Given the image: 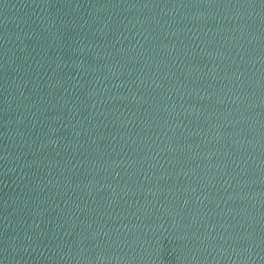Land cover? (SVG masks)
Masks as SVG:
<instances>
[{
    "label": "water",
    "instance_id": "1",
    "mask_svg": "<svg viewBox=\"0 0 264 264\" xmlns=\"http://www.w3.org/2000/svg\"><path fill=\"white\" fill-rule=\"evenodd\" d=\"M0 264H264V0H0Z\"/></svg>",
    "mask_w": 264,
    "mask_h": 264
}]
</instances>
